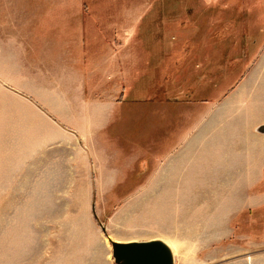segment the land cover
Listing matches in <instances>:
<instances>
[{
	"label": "rangeland",
	"instance_id": "1",
	"mask_svg": "<svg viewBox=\"0 0 264 264\" xmlns=\"http://www.w3.org/2000/svg\"><path fill=\"white\" fill-rule=\"evenodd\" d=\"M80 52L92 90L123 100L118 126L138 128L113 156L122 191L105 195L112 233L164 239L173 264H264V148L223 145L224 128L264 124V0H0V73L65 116L56 84L69 93L79 87ZM11 86L0 78V264H50L52 237L84 239L55 203L82 200L91 179L53 116ZM169 148L157 178L167 187L131 193ZM100 174L94 184L110 185L109 172ZM68 186L78 194L60 193ZM227 207L229 231L217 220Z\"/></svg>",
	"mask_w": 264,
	"mask_h": 264
},
{
	"label": "crops",
	"instance_id": "2",
	"mask_svg": "<svg viewBox=\"0 0 264 264\" xmlns=\"http://www.w3.org/2000/svg\"><path fill=\"white\" fill-rule=\"evenodd\" d=\"M80 27L82 39H80V47L81 49H84V46L86 47V42H84L82 38V24ZM84 28L86 30V27ZM109 44L112 46V53L115 55V62L117 64V67L120 68L122 66L123 59L115 50L117 48L116 45L112 44L111 42ZM83 59V52H80V83L79 87L77 89H74L73 93H69V91H67L62 84H56L59 90V93H57V97H59V100L61 101H66L68 116L62 114L64 112L62 109L58 111L53 107H49V104H47L43 100L41 101V98L34 92L24 90V87L13 84V80L10 77L2 74V72L0 73V78L4 82L11 84L12 86H14L13 88L24 91L29 96L33 97L53 116L54 125L52 124V128L60 133L63 139H67L66 142L69 143V149H74L73 151L76 152L78 156H80V159H82V161L86 163L88 176L91 179L90 184L82 189V193L85 194L82 200H64L55 203L54 209H63L66 211L65 213H59L60 216L63 217L64 215H66V218L74 217L75 224L73 228L77 227L78 233L82 234V236L84 235V239L82 241H79L78 243H75V245H70L71 242L67 244V242L65 243L64 241H56L54 240L55 238L52 237V242L50 245V264H115L111 253V240L118 242H128L159 238L157 236L138 239L120 238L112 233L109 222L110 211L108 212L109 202L107 198L105 199V195H114L117 193H121L122 191L121 188L115 184L117 177H120L119 173L122 168H119V165L115 164L116 160H113V156L117 155L119 151L121 153H124L126 149V139H132L135 132L137 134L138 128L128 129L126 127L125 129L123 128V130L118 126L122 123V120H125V117H123L122 115L123 108L121 103L123 100L117 99V92H103L104 88L97 91L92 90L90 85H88L86 82V78H89V75L88 70H86L85 68V66L87 67V65H84ZM254 78H256V76H254ZM248 90V92H250L251 88L249 87ZM71 113H73L74 116H71ZM252 116L254 115L252 114ZM201 125L202 124H196L195 126H198L199 128ZM196 127H194L192 131H194ZM233 128L232 126L224 128L231 129L226 130L227 134L225 135V137H223V145L227 148V150L228 148H231L230 150H234L239 148L240 146L248 148V146L252 145H255L258 148L260 146H263L264 148V131L256 130L252 132L247 130V132L243 133L241 131V128L238 130H236V128ZM146 129L147 136L153 139L158 129L157 124L153 121ZM130 130H133V132H131ZM190 132L188 135L185 131L178 137L179 139L176 142V147L178 148L177 150L185 145L187 137L191 135ZM164 133H166L167 135V132ZM250 135H253L254 138L255 136H257L258 140L255 138L257 140V143L253 141L254 138ZM168 139L169 138H167V140ZM70 146H72V148H70ZM170 151L171 148L163 150L160 155H157V157L154 159V166L151 167V170L145 182H143L141 186H139V188H137L136 190L131 191V193L150 194L160 191L156 188L167 187V184L164 185V183H166L165 179H162V185H158L160 183V180L157 178H160L162 175L161 171L163 167L165 168L166 166L165 162L170 156ZM101 168L109 172L108 176L112 177L110 185H102L101 183L96 184V182L94 184L92 180L93 176L95 178H101L102 176H104L100 174ZM164 174L165 169L163 170V178L165 177ZM197 187L198 186L195 185L194 189H192L191 192H198ZM163 191L164 190H162V192ZM64 192L65 194L76 195L78 194L79 189L77 186H68L66 187L65 191L60 193ZM76 204L79 205L78 209H74V205ZM56 205H59L60 207L56 208ZM132 205L134 209L140 210L142 203L139 204V199H136L133 200ZM218 212H220L221 214V217L217 216V220L219 218L218 225H220L221 227H225L223 229L229 231L228 227L230 226V220H232L234 210L227 207L218 209ZM223 229L220 231H223ZM50 232L52 234L56 233L55 229L51 228Z\"/></svg>",
	"mask_w": 264,
	"mask_h": 264
},
{
	"label": "water",
	"instance_id": "3",
	"mask_svg": "<svg viewBox=\"0 0 264 264\" xmlns=\"http://www.w3.org/2000/svg\"><path fill=\"white\" fill-rule=\"evenodd\" d=\"M257 130L264 131V124L258 125ZM110 242L115 264H173L174 262L170 245L159 238Z\"/></svg>",
	"mask_w": 264,
	"mask_h": 264
}]
</instances>
